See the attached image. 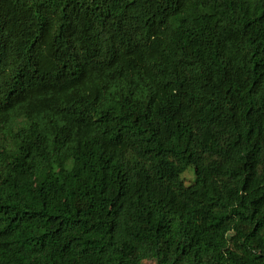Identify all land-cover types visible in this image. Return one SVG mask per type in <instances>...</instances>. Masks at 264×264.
Returning <instances> with one entry per match:
<instances>
[{
    "label": "trees",
    "instance_id": "obj_1",
    "mask_svg": "<svg viewBox=\"0 0 264 264\" xmlns=\"http://www.w3.org/2000/svg\"><path fill=\"white\" fill-rule=\"evenodd\" d=\"M144 263L264 264V0H0V264Z\"/></svg>",
    "mask_w": 264,
    "mask_h": 264
},
{
    "label": "rangeland",
    "instance_id": "obj_2",
    "mask_svg": "<svg viewBox=\"0 0 264 264\" xmlns=\"http://www.w3.org/2000/svg\"><path fill=\"white\" fill-rule=\"evenodd\" d=\"M182 177H183V180H184V182H185L186 185L189 184V183H191L192 180H193V178H194L193 170H192L191 168L188 169V170L182 175ZM144 264H146V263H144Z\"/></svg>",
    "mask_w": 264,
    "mask_h": 264
}]
</instances>
